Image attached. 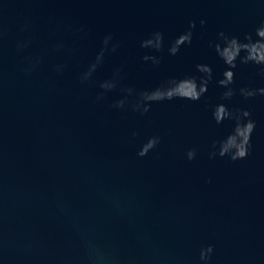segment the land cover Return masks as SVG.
Returning <instances> with one entry per match:
<instances>
[{
	"label": "water",
	"instance_id": "1",
	"mask_svg": "<svg viewBox=\"0 0 264 264\" xmlns=\"http://www.w3.org/2000/svg\"><path fill=\"white\" fill-rule=\"evenodd\" d=\"M262 20L264 0H0V264H203L209 244V264H264V97L231 101L257 121L249 156L209 159L228 126L211 120L226 66L207 47ZM190 21L191 45L142 64L141 38L159 29L170 40ZM107 33L123 43L97 81L123 64L121 86L141 89L205 62L208 93L145 116L108 106L120 89L93 102L101 89L80 75ZM234 71L237 89L264 87L255 66ZM152 135L161 143L139 157Z\"/></svg>",
	"mask_w": 264,
	"mask_h": 264
},
{
	"label": "clouds",
	"instance_id": "2",
	"mask_svg": "<svg viewBox=\"0 0 264 264\" xmlns=\"http://www.w3.org/2000/svg\"><path fill=\"white\" fill-rule=\"evenodd\" d=\"M205 24L206 21L201 19V27ZM195 28V21H190L185 31L170 40L166 38L162 30L149 32L139 41L140 61L148 68H158L163 59L159 54L166 50L169 56H177L183 46L192 44ZM122 43L123 41L114 39L112 33L103 35L94 58L80 75L82 84L87 83L101 89L93 102L103 99L106 93L120 89L123 93L122 97L108 106L118 110L130 108L138 115L145 116L152 110L153 105L173 100L198 102L208 93L209 85L214 80V73L212 66L205 62L195 64V72L198 75L168 76L154 86L141 89L135 86H121L124 79L123 64L117 66L107 78L100 81L94 79L95 73L105 63L107 56L116 53ZM207 47L226 66L220 78L215 79L216 86L222 91L219 95V102L210 105L211 120L216 126L226 124L228 126L224 135L212 140L208 157L209 159L227 158L233 162L243 160L251 152L252 137L257 128V121L248 107L242 104H231V101L236 96H239L242 101L264 97V87L246 85L237 89L234 86V70L240 65H253L257 68V75L264 80V20L255 27L254 32L244 33L242 37L223 30L219 31L214 39L207 41ZM136 135L138 133H132L133 137ZM161 139L160 135L148 137L140 146L137 155L146 156L156 149ZM185 156L188 161H193L197 157V148L186 149ZM213 252V245L202 246L199 259L203 264H209Z\"/></svg>",
	"mask_w": 264,
	"mask_h": 264
}]
</instances>
